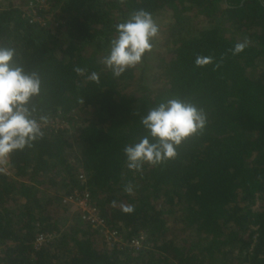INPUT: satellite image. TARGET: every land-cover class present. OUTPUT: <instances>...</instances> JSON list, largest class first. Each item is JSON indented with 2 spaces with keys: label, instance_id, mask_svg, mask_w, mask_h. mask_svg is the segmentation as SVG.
<instances>
[{
  "label": "trees",
  "instance_id": "trees-1",
  "mask_svg": "<svg viewBox=\"0 0 264 264\" xmlns=\"http://www.w3.org/2000/svg\"><path fill=\"white\" fill-rule=\"evenodd\" d=\"M29 1L0 0V45L39 73L32 103L46 119L0 168V264H264V0H45L44 25L29 21ZM140 9L158 34L115 76L102 58ZM171 97L203 108L204 129L175 158L129 169L140 118ZM85 187L108 226L144 233L137 254L109 248L62 204ZM39 233L53 237L35 249Z\"/></svg>",
  "mask_w": 264,
  "mask_h": 264
},
{
  "label": "clouds",
  "instance_id": "clouds-1",
  "mask_svg": "<svg viewBox=\"0 0 264 264\" xmlns=\"http://www.w3.org/2000/svg\"><path fill=\"white\" fill-rule=\"evenodd\" d=\"M158 31L151 13L143 9L132 12L115 25L102 63L113 75H121L151 51ZM246 46L247 41L236 43L233 54ZM194 62L203 66L211 62V57L197 56ZM90 79H98L96 73ZM41 83L39 73L26 69L14 48L0 45V158L30 147L43 136L42 123L46 118H37L32 103V98L40 95ZM206 122L204 109L187 99L171 97L158 102L140 118L146 135L123 148L127 167L139 171L145 163L159 165L175 158L181 143L202 131ZM126 190L131 192V188ZM122 210L130 213L133 208L125 206Z\"/></svg>",
  "mask_w": 264,
  "mask_h": 264
},
{
  "label": "built area",
  "instance_id": "built-area-1",
  "mask_svg": "<svg viewBox=\"0 0 264 264\" xmlns=\"http://www.w3.org/2000/svg\"><path fill=\"white\" fill-rule=\"evenodd\" d=\"M37 9H42L44 12L48 10V5L45 0H30L24 10H26L29 16V21L32 23H38L44 25L46 17L48 18L50 13L40 16L37 13ZM8 159V155L4 158H0V168H3ZM78 179L83 182L84 176L78 175ZM62 204L73 206L74 210L80 215L81 220L86 221L91 225L93 229L99 232L101 239L109 248L122 249L126 247L132 254H137L144 246L145 235L143 232H138L130 238L123 237L122 233L116 228L110 227L106 224L105 220L100 216L98 209L92 204L88 189L82 188L81 190H74L68 195H64L62 198ZM53 236L51 234H36L34 239V248L38 249L49 241Z\"/></svg>",
  "mask_w": 264,
  "mask_h": 264
}]
</instances>
